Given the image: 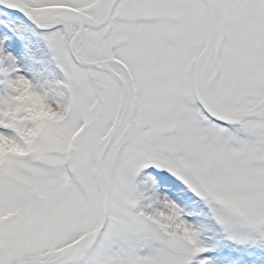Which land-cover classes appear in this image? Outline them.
Wrapping results in <instances>:
<instances>
[{"label":"snow or ice","instance_id":"obj_1","mask_svg":"<svg viewBox=\"0 0 264 264\" xmlns=\"http://www.w3.org/2000/svg\"><path fill=\"white\" fill-rule=\"evenodd\" d=\"M0 264H264V0H0Z\"/></svg>","mask_w":264,"mask_h":264},{"label":"clouds","instance_id":"obj_2","mask_svg":"<svg viewBox=\"0 0 264 264\" xmlns=\"http://www.w3.org/2000/svg\"><path fill=\"white\" fill-rule=\"evenodd\" d=\"M6 150L16 151L17 149L15 147L9 145Z\"/></svg>","mask_w":264,"mask_h":264}]
</instances>
